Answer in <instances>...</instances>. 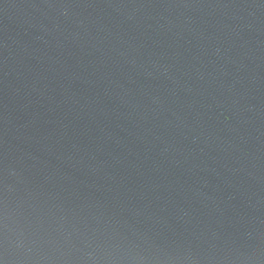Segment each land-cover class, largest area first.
<instances>
[{
	"label": "water",
	"instance_id": "obj_1",
	"mask_svg": "<svg viewBox=\"0 0 264 264\" xmlns=\"http://www.w3.org/2000/svg\"><path fill=\"white\" fill-rule=\"evenodd\" d=\"M0 264H264V0H0Z\"/></svg>",
	"mask_w": 264,
	"mask_h": 264
}]
</instances>
